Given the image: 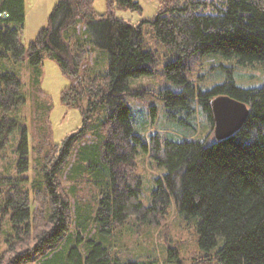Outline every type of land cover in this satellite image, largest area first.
Returning <instances> with one entry per match:
<instances>
[{
    "label": "trees",
    "instance_id": "obj_1",
    "mask_svg": "<svg viewBox=\"0 0 264 264\" xmlns=\"http://www.w3.org/2000/svg\"><path fill=\"white\" fill-rule=\"evenodd\" d=\"M160 3L153 17L132 25L111 11L117 6L140 12L134 0H108V12L103 15L94 12L90 0H60L34 41L23 46L24 0L0 2V60H26L36 69L33 86L38 83L42 59L54 61L70 80L61 92V102L82 114L77 134L36 158L38 178L29 181L24 175L30 169V153H39L30 148L27 127L17 120L26 95L14 73L0 72V160L5 146L12 145V135H18L14 164L9 162L0 172V225L8 218L13 232L5 240L9 258L2 253L0 264H26L40 258L36 264H117L111 246L93 239L87 238L83 252L70 247L64 255L67 263L56 247L71 223L78 241L92 222L93 234L104 238L131 217L163 219L169 207L197 218L200 248H216L222 264H264V83L239 87L227 70L223 82L204 91L188 82L184 73L188 59L195 55L234 57L241 66L263 62L264 0H221L214 13L195 12L196 5L206 6L205 2ZM144 23L168 52L165 77L181 86L179 91L159 93L165 118L191 134L204 127L212 132L211 101L224 95L248 109L240 130L210 144L161 132L144 139L134 134L125 97L137 92L130 89L128 79L149 74L148 64H155L154 54L143 49ZM78 25L84 26L82 34ZM90 47L107 53V68L93 74L84 70L79 76ZM47 111L46 106L39 107L38 114ZM150 115L155 116V108ZM198 115L203 116V125ZM42 121L45 131L47 122ZM44 131L39 132L41 145L46 143L43 139L49 140ZM141 151L165 171L154 182L149 206L138 198L142 177L135 173V160ZM65 166L68 170H63ZM61 176L69 182L93 184L94 206L81 207L76 186L69 196L64 195Z\"/></svg>",
    "mask_w": 264,
    "mask_h": 264
},
{
    "label": "rangeland",
    "instance_id": "obj_2",
    "mask_svg": "<svg viewBox=\"0 0 264 264\" xmlns=\"http://www.w3.org/2000/svg\"><path fill=\"white\" fill-rule=\"evenodd\" d=\"M2 0H0L1 2ZM60 0H24L25 22L21 32V43L28 46L34 41L38 32L47 24L51 10ZM92 8L98 15L108 12V0H90ZM139 3L141 11H129L127 9L113 6L111 13L121 18L125 22L137 25L142 19H149L161 7L160 0H134ZM194 3L205 2L207 5H196L197 13H214L221 5V0H192ZM84 26L78 25L79 34L83 33ZM143 36L141 38L143 49L150 51L155 56V64H148L151 72L139 78H129L128 85L132 91L137 92L136 96H126V102L130 107L134 134L144 139L148 134L161 132L164 135L173 134L174 138L195 137L199 141L207 144L213 143V131L209 132L207 127L198 129L195 133H188L184 129L176 127L169 122L163 113V104L159 93L164 89L179 91L180 85L168 80L163 67L168 61L167 50L164 45L156 41L150 31V25L142 24ZM86 47V46H85ZM88 48V47H86ZM91 52L84 55L82 65L78 73L84 70L89 74L97 73L107 68V53L95 47H90ZM38 83L33 86V75L36 69L28 64L26 60L13 62L11 60H0V72L9 71L14 73L23 84V91L26 95L25 104L18 110V121L21 126L27 127L30 140V148H36L39 154L33 151L30 153V169L24 175L29 181L37 176L36 158L43 157L42 154L49 152L54 145L78 133L82 128V114L79 109L68 107L61 102V92L67 88L70 80L62 73L58 65L47 58L42 59L38 67ZM230 70L235 83L242 88H256L264 83V61L254 62L241 66L234 57L225 58L220 54L195 55L188 59L184 71L188 82L193 83L200 90H207L220 84ZM80 76V75H79ZM79 80V79H78ZM47 107V114L39 115L41 109ZM151 108H155V116L151 118ZM41 112V111H40ZM201 115V114H200ZM199 116L201 124H204L203 116ZM46 129L44 131V122ZM149 120L152 123H149ZM43 126V128H42ZM40 127V128H39ZM43 129L44 134H49V140L43 139L45 145H41L39 129ZM46 132V133H45ZM18 138L17 133L12 135V142L6 147L4 159L0 160V172L10 162L15 160L14 147ZM42 138V137H41ZM78 145H76L77 148ZM74 152V151H73ZM37 155V157H36ZM45 156V155H44ZM73 161V154L70 158ZM50 163V161L48 160ZM136 175L142 177V188L138 195L141 203L145 206L151 205L152 189L155 180L160 178L164 169L154 165L151 159L142 151L136 157ZM14 164V162H13ZM10 169V174H14V168ZM36 165V166H35ZM69 166V165H68ZM63 170H68L66 166ZM4 173V172H3ZM66 174V173H65ZM63 193L69 196L72 186H76L77 194L82 198L81 207L91 209L95 204L96 189L93 184L79 183L75 180L69 182L64 176L60 177ZM70 201V200H69ZM44 202V201H43ZM42 202V204H43ZM73 201H70L72 204ZM37 202L35 203L36 206ZM197 218L177 213L169 207L167 215L163 219L146 217L136 219L131 217L122 226L115 228L112 235L104 238L92 232L95 228L92 222L91 227L82 235L83 240L78 241L75 226L71 223L69 230L65 233L56 249L61 252L65 259V254L70 247L75 246L78 250L84 251L87 238L102 242L105 246H111L112 255L116 258L117 264L127 262H150L151 264H222L218 261L216 248L203 250L198 244L199 235L197 233ZM73 222V221H72ZM8 218L0 225V255L9 258L5 250L7 245L5 240L12 234ZM3 253V254H2ZM41 258L37 261L40 262ZM61 259H59L60 261ZM37 262L26 263L36 264ZM65 262L67 263L66 259ZM59 264V262H57Z\"/></svg>",
    "mask_w": 264,
    "mask_h": 264
},
{
    "label": "water",
    "instance_id": "obj_3",
    "mask_svg": "<svg viewBox=\"0 0 264 264\" xmlns=\"http://www.w3.org/2000/svg\"><path fill=\"white\" fill-rule=\"evenodd\" d=\"M211 113L215 141L235 134L248 117V109L245 104L224 95L215 97L211 101Z\"/></svg>",
    "mask_w": 264,
    "mask_h": 264
},
{
    "label": "built area",
    "instance_id": "obj_4",
    "mask_svg": "<svg viewBox=\"0 0 264 264\" xmlns=\"http://www.w3.org/2000/svg\"><path fill=\"white\" fill-rule=\"evenodd\" d=\"M0 16H1V15H0ZM2 16L6 17L7 15L4 13V14H2Z\"/></svg>",
    "mask_w": 264,
    "mask_h": 264
}]
</instances>
